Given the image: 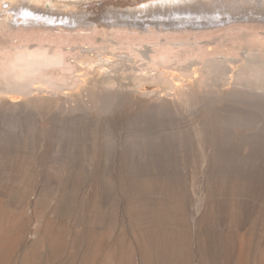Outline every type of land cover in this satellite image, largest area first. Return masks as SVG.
<instances>
[{
  "label": "rangeland",
  "instance_id": "rangeland-1",
  "mask_svg": "<svg viewBox=\"0 0 264 264\" xmlns=\"http://www.w3.org/2000/svg\"><path fill=\"white\" fill-rule=\"evenodd\" d=\"M15 1L0 0L4 13H0V67L24 44L31 50L41 43L49 47L46 49H55L57 43L53 45L48 36L57 32L74 33L72 42L78 40L75 22H61L62 14H55L60 18L57 22L26 20V11L17 14L9 9L12 4L8 3ZM29 1L66 16L96 13L101 21L107 19L103 14H110V8L139 6L137 0ZM254 5L259 11L264 2ZM240 9L246 10L233 8ZM243 20L230 27L233 29L207 24L204 29H212L207 33L191 29L178 37L161 36L162 42L176 40V45L192 42V49L202 44L196 53L209 51L205 56L198 52L195 57L203 58H194L196 63L191 57L195 53L189 50L194 68L201 72L196 76L187 70L194 74L187 75L176 66L186 44H172L181 48L173 68L178 75L185 71L179 76L186 74L182 84L189 94L170 102L166 111L155 112L143 102L113 94L90 95L103 85L109 91L129 92L139 87L132 85L138 79L126 75L124 64L131 63L119 61L122 68H113L109 78L91 73L88 85L66 87L65 92L77 93L67 107L61 103L52 109V104L44 103L32 107L42 112L28 108L18 115L0 113V264H264V100L242 102L221 97L231 81L264 91V17ZM94 24L82 23L79 29L91 32ZM161 25L176 27L156 26ZM96 30L92 38L95 46L91 39L87 42L82 38L78 46L92 48L85 56L94 55L89 59L102 63L111 55L106 53L119 52L121 45L115 28H108L107 35L100 25ZM71 43L63 46H77V41ZM203 43L207 48L202 52ZM152 44L144 42L136 47L150 50ZM211 46L217 53H212ZM114 57L112 53L109 58ZM255 72L262 76L256 77ZM154 87L162 89L159 84Z\"/></svg>",
  "mask_w": 264,
  "mask_h": 264
},
{
  "label": "bare ground",
  "instance_id": "bare-ground-1",
  "mask_svg": "<svg viewBox=\"0 0 264 264\" xmlns=\"http://www.w3.org/2000/svg\"><path fill=\"white\" fill-rule=\"evenodd\" d=\"M140 1L143 2V0H137V3H138L137 5H139L140 7L138 6V8H135V9H130L129 7H128V9H125V10H122L119 8L116 9L115 7L110 8V10H111L110 14H103L104 15L103 17L107 16V19L105 21H101L99 19L100 15L96 14V13L90 14V16H86V14H83V12L81 14H71L70 13L69 15L66 13L68 15V16H66L65 13H63V12L52 13L50 11L43 10L44 7H42L43 9L42 8L40 9V7L37 6L38 4L33 5L29 0H16L14 4L9 2L8 5L12 4V6L9 7V9L15 10L17 14H20L21 11H26V13H25V16L27 18L26 20H30V19L36 20V18L37 19L41 18V19H47L48 21L53 20V21L57 22V21H59L60 18H59V16H55V14H57V15L62 14L63 17L61 18V22L65 21V19H66L69 22H75L76 24H78L76 26H79V28L83 27V26L80 27V24H82V23H93L94 22L95 24L93 25V28H95V29L91 32H85V30L83 31V29H79V28L75 27L77 30H79L77 36L75 35L77 37L76 39H78V40L82 38L85 41L87 40V42H88V39H89V42H91V41L93 42L94 39H92V38H94V36H96L95 35L96 32L98 33V30H96V27L98 25H100L101 27L104 28V33L106 35L108 34V32H107L108 28H115L117 30V32L114 31V34L118 33V35H119V42L118 43H120V45L122 46V48H123L122 50H126V51H122L125 53H121L120 52L121 46H119L120 47V48H118L119 52H118V50H116L117 53L111 51L113 53V56H115L116 58L115 57L113 59H111L112 57L109 58L112 55V53L108 52L106 54H111V55L108 56L107 58H104L102 60L104 62L101 63V62H98L94 59H89L91 55H88L89 58H87L85 56L86 53L92 48L83 47L84 45L78 46V42H79L78 40H74L75 43L77 41V46H75L76 44L75 45L72 44V43H74V42H72L74 39V36L72 37V34L74 35V33H72V34L59 33L58 34V32H57L56 35L53 34L54 36H52L50 34L51 37L50 36H48V37L51 39V41L49 39H46L48 37H46V35L44 33L43 35H45L46 40H49L50 42L53 41V45L57 43L56 45H54V48L56 46L55 49H53V50H50L51 48L46 49L49 47H45L42 43L41 44L39 43L40 45L39 44L38 45L40 47L36 48V50H31L32 48L29 49L30 46H28V45L25 46V44H24L23 46L17 47L18 52H16V55L14 56V58H12V60L8 59V61H7L6 59H4L6 61L5 62L3 61L2 66L0 67V113L5 112V113L13 114V115H18V114H20V112L23 109L32 108L36 104H43L44 105V103L52 104V109H53V107H57L56 106L57 104L58 105L60 104V106H61V103L65 104L64 106H66L67 102H69L70 100H73V99H71L73 97V95L77 94V93L73 94L71 92L70 93L65 92L64 90L66 89V87H67V89H69L72 87V85H79V84L83 85V83L85 86L87 84V82H89L88 81L89 78L87 77V75L90 76L89 74H91V73L95 74L96 77L98 76V78L99 77L107 78L108 76H111L112 69L118 67L119 64H117V63L119 61H120V63L123 61H128V63L129 62L131 63L128 65L126 64V66L124 64L125 70L128 71L127 74L126 73L125 74L126 75L129 74L128 75L129 77H134V78L138 79V80H136L138 82H134L132 85H133V87H135L139 84L138 85L139 87L138 88L136 87L137 89H135L133 91H129V92L127 89H126V91H123L122 89H116L115 91H109L108 89H106L107 87L102 84L103 85V87L101 86L102 89L99 88L97 91H94L95 89L93 88L94 90L90 91V95L91 94L96 95L99 93H104L103 95L113 94L114 96L131 98L137 103L143 102V104L147 108L154 110L155 112L156 111L157 112L166 111L169 109L170 102H174V101H178L180 99H183L186 97V95L189 94L188 89L186 88V85L182 84V82L185 81V79L183 77H186L185 76L186 74L188 75V74H193V73L196 74V76H197L198 72L201 70L200 68H196V67L194 68V64L196 62L195 59L196 58H197V60L199 59V57H200L199 55H200L201 51L198 50L199 55H198V57H195V55L197 56L198 52L196 53V51H194V50L196 48L198 49V47H201L202 42L199 43V44H201L200 46H197L195 49H192L194 47V46L191 47L192 45L190 43H192V42L186 44V42H189V41L186 40V42H183L182 40H184V39L181 38L182 39L181 41L183 43L178 41L179 44L182 43L184 45V47H185V44H186V47H187V45H190V47H191V48H187V49L185 47L186 52H183L184 48L182 47L183 51L182 50L181 51L185 54L187 53V55H188L186 57L185 54L180 53L181 48L176 47V46L181 47L182 44L176 45L175 44L177 42L176 40H175V43L172 41L164 42L165 40L162 42V39H160L162 35L172 34V36L174 35V36L178 37V35L180 33L185 34L188 31H191V29L193 30V32L207 33L208 31L212 30V29L211 30L204 29V27L208 28V26H206L207 24H209L210 26L221 27L219 29H223V28L233 29L230 27L235 26L236 24L240 23V21H242V19H244V18H245V20H243V21H246V19L250 20V19L254 18L255 16L264 17V7H262L261 10H259V11H255V9H254L255 8L254 2H257V3L260 1L264 2V0H157V1L155 0V2L150 0L151 3H148V0H146V1L144 0L145 1L144 6L140 5V3H139ZM131 2H133V1H131ZM146 3H148V4H146ZM131 4H134V3H131ZM234 7L238 8V9L245 7L246 10L240 9V10L235 11V10H233ZM249 8H251L250 11H249ZM7 10L8 9H6V11H5L6 13H7ZM42 12H43V14H41ZM80 12H81V10H79L78 13H80ZM0 13L4 14L2 11H0ZM141 14H143V15H141ZM146 15L148 17L152 16L151 17L152 19L144 20L143 17H145ZM109 18H111V20H109ZM116 21L118 23L119 22L120 23L116 24ZM110 23H112V26H109ZM157 24H164L166 26H168L170 24H174V27H175V25H176V27L172 28L170 26L171 28H169V27L163 28L162 25L156 26ZM177 24L181 25V27L183 26L184 28L183 27L177 28L178 27ZM221 25H223V26H221ZM144 27H146V28H144ZM199 27H201L202 29H200ZM61 28H62V26H61ZM216 28L214 30H216ZM20 29L22 30V29H24V27H20L19 30ZM85 29H86V27H85ZM57 30H59V29H57ZM29 31L30 30H28V32ZM72 31H74V30H72ZM30 32L34 33L35 31H30ZM47 33H49V32H47ZM54 33H56V32H54ZM41 34L39 33V35H41ZM188 34H189V32H188ZM211 34H212V32H211ZM229 34H230V32H229ZM33 36H34V34H33ZM38 36H36V37L38 38ZM190 36H192V35L190 34ZM52 37H54V39H52ZM227 37H229V36H227ZM193 38H191V39L193 40ZM40 39H41V36L39 37V40ZM90 39H91V41H90ZM201 39H200V41H201ZM29 40L31 41V39H29ZM84 40H82V41H84ZM196 40L199 41L198 38ZM230 40H232V39H230ZM233 40H234V38H233ZM21 41L23 42L22 38H21ZM25 41H28V39L25 38ZM85 41H84V43H86ZM117 41H118V39H117ZM215 41H213V42H215ZM223 41H224V39H223ZM226 41L228 42L229 38L227 40L225 39V42ZM144 42L145 43H149V42L153 43L152 44V45H154V47L152 46L153 49L149 48L150 50H152L151 52L148 49L144 50V49H140L139 47H136V46L144 45ZM227 42L224 45H226ZM65 43H69V44L71 43L73 46H71V45H69L68 47L63 46ZM173 43L176 45V46H174V47H176L175 49L172 45ZM195 43H196V41H194L195 46L198 45ZM208 43H211V42H208ZM46 44H49V42ZM50 44H52V43H50ZM50 44H49V46H51ZM93 44H94V42H93ZM220 44H222V43L219 42V45ZM228 44H229V42H228ZM92 45L89 46V43H88V47H92ZM219 45H218V47H219ZM94 46H95V44H94ZM111 46H113V45H111ZM209 46H210V44H209ZM113 47H116V45ZM205 47L207 48L206 44H204V47L202 46L201 50L204 49ZM216 47H217V45H216ZM78 48L80 49L79 52L76 50ZM97 48H98V46L96 47V49ZM111 48L112 47H110L109 49L111 50ZM116 48H114V49H116ZM114 49H112V50H114ZM10 50H12V49H10ZM74 50L77 51V52L75 51L76 56L72 55V53H75ZM174 50H176V51H174ZM189 50H193V51H191V53L194 52L195 54L191 56L190 55L191 53H189L190 52ZM214 50L215 49L213 46L212 47V53H217V52H214ZM177 51H178V54H177ZM203 51H205V50H202V52ZM206 51H208V49ZM206 51L201 53V54L204 55L206 53ZM219 51H221V49ZM175 52H176V54H175ZM173 53H174V55H173ZM179 53H180V55H179ZM104 54H105V52H104ZM97 55H100V54H98V52H97ZM175 55H177V56L183 55V58L179 57V61H178L177 60L178 57L176 59ZM189 55L191 57L194 56L192 59L195 58L194 59L195 62L192 61V59H191V57H189ZM202 55H201V57H202ZM71 56H73V57H71ZM93 56L94 55H92L91 57H93ZM209 56H207V57H209ZM101 57H102V55H101ZM71 58H75V59L72 60ZM93 58H95V57H93ZM214 58H216V56ZM173 59L174 60L176 59V61H177L176 62L177 68L184 69L186 71V74H184L183 77H180V76H181V74L183 75L184 70H182V71L180 70V72H182L181 74H179L180 76L176 72L177 69H176V71L174 70V68H176V67L174 66V68H173V65L175 62ZM139 60L144 61V62L142 64L140 62L141 65H139L137 63ZM182 60L187 62V63L183 62L184 64H180L179 62H181ZM213 60L214 59H212L210 61H213ZM202 61L203 60H201V62ZM228 61H230V63H232V60L228 59ZM199 62L200 61H198V63ZM206 62H207V59H206ZM206 62H205V64H206ZM124 63H127V62H124ZM136 63L139 65V67H138V65L137 66L135 65ZM177 64H180V65H177ZM205 64H204V66H206ZM110 65H112V66H110ZM202 66H203V64H202ZM220 67H222V66H220ZM120 68H122V67H120ZM74 69H78L79 72H80V70L85 71L86 73L75 74L76 70L74 71ZM125 70H124V72H125ZM187 70L192 71L193 73H189V72L187 73ZM185 71H184V73H185ZM252 75H254V74H252ZM178 76L180 78H178ZM200 76H201V74H199V78H200ZM261 76L262 75L260 73H256V77L260 78ZM176 80H181V81L179 83H177V82L175 83ZM195 80H198V82L200 81L199 79H195ZM156 84L162 85V89H160L159 87H154V85H156ZM239 84L241 86H239ZM92 85H93V83H92ZM180 85H181V87H180ZM68 86H71V87L68 88ZM188 87L190 90H193V88H194L193 84H191V83ZM83 89L84 88L79 87L80 91ZM195 92H198V89H196ZM222 93H223V95L221 97L226 99V100H229V101L252 102L253 100L254 101L255 100H264V91H258V88H256V86L253 87V85L251 86L250 84H242V83L233 82V81L230 82V85L226 89H224L222 91ZM62 95L63 96L65 95L68 98L64 99ZM79 95L82 96L80 92H79ZM251 104H253V103H251ZM32 110L34 112H38V111L42 112L37 107L32 108ZM47 111H48V109H47ZM56 121H58V120H56ZM55 123H57V122H55ZM50 137H54V136H50ZM54 140H55L54 138L53 139L51 138V142H53V144L55 146ZM87 178H89V177H87ZM45 229H47V228H45ZM133 251H135V250H133Z\"/></svg>",
  "mask_w": 264,
  "mask_h": 264
}]
</instances>
